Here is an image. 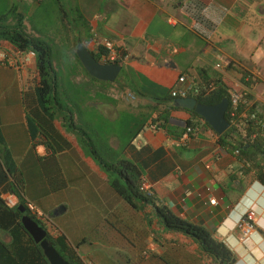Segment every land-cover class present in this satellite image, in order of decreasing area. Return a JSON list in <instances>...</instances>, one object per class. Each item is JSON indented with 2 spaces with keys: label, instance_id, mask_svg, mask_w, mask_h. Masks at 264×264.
<instances>
[{
  "label": "crops",
  "instance_id": "crops-1",
  "mask_svg": "<svg viewBox=\"0 0 264 264\" xmlns=\"http://www.w3.org/2000/svg\"><path fill=\"white\" fill-rule=\"evenodd\" d=\"M3 1L7 11H19L18 4L12 0H0V7ZM25 1H31L32 5L42 3V0ZM77 4L82 18L86 19L87 33L81 36V31H74L69 23L75 32L73 42L78 36L84 46L98 54L101 41H113L124 51L122 64L128 67L127 77L130 78L131 67L142 75L149 69L167 82L168 90L181 86L177 80L183 74L199 82H208L219 74L229 87L243 90L247 86L242 81L243 70L256 77L257 69L248 66L259 65L256 59L264 61L261 49L264 46V4L256 3L257 9L253 10L251 0H77ZM19 12L25 15L26 31L30 33L27 12L21 9ZM9 22H13L12 19ZM27 56L0 40V127L19 171L23 168V174L31 180V189H23L24 196L45 214L63 206V202L53 197L65 187L71 188L69 193L74 194L75 199L80 196L88 198V202L90 197L97 196V204L85 209L91 208L86 222L93 232L104 226L113 248H105L107 252H104L94 247L83 233L69 237L63 231L87 264H92L89 258L97 254L94 248L100 250L103 258L100 262L104 264H117L116 258L123 255V250L127 251L124 256L128 264H158L156 259L165 257L167 264H197L195 257L202 259L203 264H216L192 237L166 228L156 215L157 205L167 206L178 216L209 229L236 254L237 264H264V186L257 180L246 182V177L230 170L231 163L237 165L234 150L220 142L218 133L204 118H195L184 108L165 110L164 101L159 104L151 98L161 90V85L147 87L143 76L140 90L131 88L132 81L124 77L117 88L124 96L114 94L111 101L105 97L88 101L89 111L95 109L99 114L97 121L110 122L113 127L110 143L116 148L126 144L119 138V125L126 119L137 123L142 120L144 126L122 155L142 167L154 195L153 202L133 207L110 186L94 157L81 151L73 133L66 134L72 145L70 149L53 156L45 148L46 160L38 155L43 146L33 145L24 99L28 70L34 74L36 64L35 59L30 66L26 64ZM218 63L222 66L218 67ZM248 79L247 76L245 80ZM8 93L15 105L5 106L4 97ZM124 114H127L126 119ZM167 114H170L169 131L163 125ZM189 121L194 122L190 126L195 131L188 143L178 145ZM46 161L51 162L44 171ZM65 167L69 171L64 170ZM35 174L37 179L41 177L42 187ZM234 175L237 177L232 182ZM3 186L0 185V194L4 193ZM40 191L50 196L39 195ZM210 198H216L217 203H210ZM253 205L257 210V230L251 242L245 244L236 226L243 213ZM66 208H60L57 215L64 214ZM43 221L49 226L56 223L51 218ZM119 224L131 235L128 236L129 249L117 242L116 226ZM3 236L10 241L7 234ZM84 238L82 245L77 246ZM111 256L115 257H112L115 262Z\"/></svg>",
  "mask_w": 264,
  "mask_h": 264
},
{
  "label": "trees",
  "instance_id": "trees-1",
  "mask_svg": "<svg viewBox=\"0 0 264 264\" xmlns=\"http://www.w3.org/2000/svg\"><path fill=\"white\" fill-rule=\"evenodd\" d=\"M54 1L61 5V10L66 15L65 8L62 5L63 0ZM65 18L66 16H63L62 19L65 20ZM9 19H12L13 22H9ZM24 22L25 15L17 9L4 12L3 15H0V40L10 43L16 50L23 54H28L29 52H34L35 54L36 65L34 80H32L33 85L29 87V90L27 88L24 92L26 109L28 110V128L33 145L35 147H45L52 155L66 151L70 149L72 145L67 139L66 134L56 125V120L62 119L63 126H66L64 122L68 120L70 122L68 125H75L76 122H80L82 127H78L79 131L68 128L70 131L79 132L84 138L88 139L87 144L92 147L93 151L92 157H94L96 161L99 159L104 169L109 172L110 177L108 181L114 191L123 200L136 208L140 207V205L153 202L152 196L154 194L148 195L147 192L141 188L143 179L142 167L133 160L122 155V151L131 145L133 139L137 137L144 125H141L138 129L136 127L133 131H129V129L124 127L125 124L129 122L126 119L122 123L124 126L121 124L119 125L121 129L118 132L120 140L126 144L116 148L110 143L113 127H111L110 122H105L109 123V125L107 127L103 125L101 130H99L98 125L100 126L102 120L97 121L98 119L96 118H98L99 114H97V110L95 109H93V117L90 115L92 112L87 108V99L86 102L84 99L83 103L80 105V102H76L75 96L72 95L68 98L70 103L67 104L68 109H66L65 104L60 101L61 90L65 87L63 84L66 81L56 68L54 51L48 42L38 36L28 33ZM74 42L76 46L72 54L74 58L79 61L83 72L89 79L99 80L90 75L77 55V44L78 42H82V39L77 36ZM100 48L101 52L105 51L103 46ZM93 54L98 60L100 59L99 53L96 54L93 52ZM121 61L122 60H118L116 63H122ZM78 69L79 67L77 70ZM243 72L242 81H244L246 85L249 86L252 83H256L257 79H255V76L250 73V71L243 70ZM247 76L249 79L245 80ZM210 79L211 80L208 82L214 81L215 87L208 92L205 91L195 96V98H197L199 102L209 105L220 103L225 97L231 100L232 88L222 80V77L217 74L216 78ZM171 90H168L166 96L162 97L155 93L151 98L156 100L159 104L164 101V105H166L165 110L170 111L172 109H178L172 104L174 98L171 95ZM71 94H74V90L73 93L71 91ZM146 94L147 93H145V95ZM247 96L253 97L251 93ZM71 103L74 104V107ZM69 104H71L72 107H69ZM256 104H258V102ZM76 106L78 107V111L74 110ZM256 107L257 105L254 106V109ZM190 112L195 118L203 119V117L195 111ZM68 113L70 116L69 118ZM84 114L87 115L88 118L84 116ZM75 115H78V118H76ZM158 116L160 117V115ZM84 117L87 118V121H85L86 119L84 120ZM169 117L170 114L164 117L166 123L163 124L167 126L166 129L168 131ZM227 118L231 121L229 112L227 113ZM88 120H90V122ZM193 123L194 122L189 121L187 125L190 126L193 125ZM83 124L86 127L83 126ZM248 130L249 133L252 131L250 129ZM249 133L248 136H244L238 132V128L233 124L226 132L222 135L218 134V136L222 144L230 146L234 151L237 149L240 150L239 157L241 160H247L252 163V167L245 170V177L247 178H245V181L258 180L264 184V139L260 137L253 139ZM125 139H127V141H125ZM95 140H98V144L94 143ZM0 144V185L4 184V193L10 192L19 197V204L10 208L5 204L0 194V264H50L41 245L35 242L32 235L23 225L22 217L24 214H28L47 229V224L36 214L32 213L27 206L28 200L23 194L24 188L18 180V164L7 145L1 127ZM236 177V175L232 177V182ZM19 205H23L27 209L26 213L21 212ZM155 212L166 228L182 231L196 240L201 249L211 256L216 264H237L236 254L225 242L216 238L209 229L178 216L167 206L157 205L155 206ZM2 233L7 234V236L10 237V241L4 238ZM50 234V231H48V239L66 260L71 264H87L77 248L70 244L65 233L58 232L54 235ZM84 241L85 238L77 246L82 245Z\"/></svg>",
  "mask_w": 264,
  "mask_h": 264
},
{
  "label": "rangeland",
  "instance_id": "rangeland-1",
  "mask_svg": "<svg viewBox=\"0 0 264 264\" xmlns=\"http://www.w3.org/2000/svg\"><path fill=\"white\" fill-rule=\"evenodd\" d=\"M12 3L18 4L22 12L23 11L27 12V17H28L27 30L33 35L40 37L41 39H43L44 41L48 42L51 45L54 51V55H55L56 68L57 70H59V74L63 76V79L66 81L63 84L65 85V87L62 88L61 96H60V101L65 104L66 109H68L67 104L70 103L68 98L71 97L72 95L75 96L76 102L78 103L80 102V105L83 103L84 99H85V102H86V99L88 101L89 100L97 101L105 97L108 101H111L112 95L119 94V91H117V88L118 87L120 88L118 82L124 77L127 80L132 81V83H130L131 88L134 87L136 90V89H142L143 85L140 81L142 80L141 77L143 76V79L145 80V86L149 87V85L151 84L156 85V86L161 85V90H158L157 94L162 97L167 95L168 89H169L167 82L163 81L159 77L158 73H155L154 71L152 72L149 69L148 71L144 70V75H142L140 71H137L136 68L131 67V75L129 78L127 77L129 74V72H127L128 67L124 66L117 81L115 82L99 81V80H93L91 78L89 79V77L83 72L82 68L80 67L79 61L75 59L74 55L72 54L76 46L75 43L73 42V36L75 32L73 33L72 28L75 29L74 31L79 29L81 31V34H80L81 36L83 35V33H87L86 27L84 26L86 19L82 18L80 14L81 12L78 8L77 0H63L62 5L65 8L66 15L61 10V5H59L54 0H42L41 4L35 3L33 5L31 1L26 2L25 0H12ZM256 3L258 5L264 4L263 0H251V6L253 10L257 9L258 5L256 6ZM6 7H7L6 2L3 1L0 7V13L6 12L7 11ZM82 14H85V13L82 12ZM63 16H66L65 20L62 19ZM69 23L72 28L70 27ZM31 29L32 30L34 29L33 32H31ZM83 37L85 36L83 35ZM261 49L264 51V46H262ZM255 61H256L255 63H259V65H256L255 67L252 64L251 66H248V67L249 68L254 67L255 69H257V73L255 77L257 81L256 83H252L249 86L248 85L245 86V89L249 91L254 96V98H256V100L258 101L259 108L264 112V61L263 62L262 60L257 61V59ZM78 67H79L78 69L79 72L77 70ZM32 80H34V74L31 73L30 70H28V82H27L28 87L25 84V89L26 88H28V90L30 89L29 87L33 85ZM253 85L254 87L252 88ZM2 86L3 85H1V88ZM73 90H74V94H71V91L73 93ZM153 92L151 91V93ZM9 94L10 93L7 94V97L6 96L4 97L5 100L3 99L6 104L5 106L15 105L14 100ZM119 95L124 96V92L123 91L120 92ZM125 98H126V94H125ZM71 104L74 107V104L73 103ZM71 104H69V107H72ZM77 109L78 107L76 106L74 110L78 111ZM159 111L162 112L161 110ZM90 115L93 117L94 110L92 113H90ZM124 115H125L124 119H126L127 114H124ZM84 116L88 118L87 115L84 114ZM69 117L70 116L68 113V118ZM86 117H84V120L86 119L85 121H87ZM56 121H57L59 128L65 134H70L71 132H73V134L75 135L74 138H76V142L81 148L82 152H85L86 154H90L92 156L93 151H92V147L89 144H87L88 139L84 138L79 132L72 131V130L70 131V129L79 131L78 127H82V124L80 122H76L75 125H72V124L68 125L70 123L68 120L64 122L66 126H63L62 119H57ZM88 121L90 122V120ZM128 121L129 122L126 123L125 126L124 124L123 125L121 124V125L129 129V131H133L134 128H136L135 127L136 124H137V129L141 126L142 120H140L138 123L130 121V120ZM103 125L104 127L105 126L107 127L109 123H105L102 120V123L100 124V126L98 125L99 130H101V127ZM83 126L85 125L83 124ZM125 141H127V139H125ZM94 143L98 144V140H95ZM46 152H45V147H42L39 150L38 155L39 154L42 156L45 155V157L43 156L41 159L45 158L46 160L48 158L46 157L47 156ZM28 156H31V153H29ZM50 162L51 161H46V164L44 165V171H45V167L49 166ZM95 164L98 168L102 169V171L107 175V182H109L108 178L110 177L109 176L110 174L107 170L104 169V166L101 164L100 160L98 159L95 162ZM63 165H67V164L63 163ZM39 170L41 171V173H43V170H41L40 166H39ZM64 170L69 171L67 167H65ZM19 175L21 176H18V180H19V183L22 185V187L25 190H27L28 188L31 189V180L29 179L27 180V178L23 174V168H20ZM35 177L37 179L36 174H35ZM37 183H39L38 184L39 186L41 187L43 186L41 182V177L40 179H37ZM70 190H71L70 187H65L58 191L59 193L58 195H55V197H53V198H57V200H60V202H63V206L61 204L59 207L55 208L56 210L54 209V210L48 211V214H47L48 217L53 219L56 222L54 225H50L49 227H47L48 231H50L51 233L50 235H54L58 232L66 231L69 237L70 236L76 237L77 235H81V233H83L84 235L88 237V239H91V241L94 243V247L96 246V248H101L103 250L105 248L107 249L110 247L113 248V246L110 244L111 240L107 238L105 234L104 226L96 228L97 230L95 229V231L93 232L86 222L88 218V212L91 211V208H89L90 210L89 209L85 210V209L88 207L93 208L94 205L97 204L98 202L97 196H94L92 198L90 197V200H88L87 202L88 198H81L79 196L78 197L79 199H75L74 194L69 193L71 192ZM34 193H37V192H34ZM38 193L39 195H42L44 197L50 196V194H46L45 192H42V191ZM100 195H102V193H100ZM50 202H52V200H50ZM60 202H57V204ZM62 207L64 208L67 207L66 209L68 210L64 214L57 215V211H59L60 208ZM95 210L96 211L99 210L98 205H96ZM123 214H125L126 216L127 211L126 210L123 211ZM113 220H115V218ZM116 232H117L116 233L117 242L120 243L121 246L127 247L129 249L130 247L128 244V240L130 239V237L128 236H131V235L129 234L128 229L123 224H119L116 226ZM96 248H94L95 250L93 249V251L94 252L96 251L97 253L96 256L95 257L91 256L89 259H91L92 264H104L100 262V260L103 261L102 254L99 252L100 250ZM123 251L127 252L126 250H123ZM104 252H107V251L104 250ZM124 252L121 257L116 258L117 264H128L127 257L124 256ZM202 252L204 253V250H202ZM112 257L114 256H111V258ZM185 259L189 260L187 256ZM195 259L197 261V264H203L204 262L200 258L195 257ZM160 260H161V263H160ZM156 263L167 264V259L166 257L163 259H156Z\"/></svg>",
  "mask_w": 264,
  "mask_h": 264
},
{
  "label": "built area",
  "instance_id": "built-area-1",
  "mask_svg": "<svg viewBox=\"0 0 264 264\" xmlns=\"http://www.w3.org/2000/svg\"><path fill=\"white\" fill-rule=\"evenodd\" d=\"M98 46H103L105 49L104 52L100 51L99 53L100 61L103 63H115L118 60L125 58L123 50L116 47L114 42L109 39H104ZM34 58V52L28 53L25 63L30 66L31 61H34ZM221 66V63H218V67ZM177 82L181 86L171 90V95L174 99L180 97H195L205 91L208 92L215 87L214 81L199 82L195 77L188 74L180 75ZM249 93L250 92L246 89H231V100H229V108L227 111V113L229 112L230 114V123L231 126L234 124L238 128V132L244 136H248V129H250L252 131H250L249 134L253 139L259 137L264 139V112L259 108L258 104H256L258 101L252 94L251 96L253 97L247 96ZM255 105H257V107L254 109ZM194 131L195 128L193 126H188L185 132L178 139V145L188 143ZM234 154L237 157V165L235 163H231L229 166L230 170L235 172L240 177H245V170L250 169L252 167V163L247 160H241L239 157V149L235 150ZM141 188L146 191L148 195H152L154 193L153 186L147 177L143 176ZM3 198L9 207H14L19 202L18 197L15 195L5 194L3 195ZM210 203L216 204L217 199L210 198ZM27 206L32 213L36 214L42 220L45 219L47 221L50 219L34 202L27 201ZM257 225V210L254 206H252L243 216L240 217L236 226L240 232L243 243L248 244L251 242L256 233Z\"/></svg>",
  "mask_w": 264,
  "mask_h": 264
},
{
  "label": "water",
  "instance_id": "water-1",
  "mask_svg": "<svg viewBox=\"0 0 264 264\" xmlns=\"http://www.w3.org/2000/svg\"><path fill=\"white\" fill-rule=\"evenodd\" d=\"M76 52L90 75L101 81L115 82L123 69L121 64L100 62L82 42H78ZM173 105L175 107L195 111L202 116L219 135H222L231 127V123L227 118V111L229 108V99L227 97L220 103L213 105L201 103L195 97H180L173 101ZM19 209L22 213H26L27 211L23 205H19ZM22 222L35 242L39 243L43 248L50 264H71L48 239V230L46 228L28 214H24Z\"/></svg>",
  "mask_w": 264,
  "mask_h": 264
},
{
  "label": "clouds",
  "instance_id": "clouds-1",
  "mask_svg": "<svg viewBox=\"0 0 264 264\" xmlns=\"http://www.w3.org/2000/svg\"><path fill=\"white\" fill-rule=\"evenodd\" d=\"M77 46H78V44H77ZM76 49H77V48H76ZM123 52H124V51H123ZM29 53H30V52H29ZM92 53H93V52H92ZM98 55H99V54H98ZM99 56H100V55H99ZM124 56H125V54H124ZM34 59H35V58H34ZM123 59H124V58H122L121 60L123 61ZM99 61H100V59H99ZM122 61H121V62H122ZM100 62H101V61H100ZM102 63H103V62H102ZM115 63H116V62H115ZM35 64H36V61H35ZM110 64H113V63H110ZM117 64H121V65L123 66L122 63H117ZM123 67H124V66H123ZM34 70H35V68H34ZM118 77H119V76H118ZM117 79H118V78H117ZM116 81H117V80H116ZM174 100H175V99H174ZM174 100H173V101H174ZM172 104H173V102H172ZM257 181H258V180H257ZM260 183H261V182H260ZM261 185L264 186V184H262V183H261ZM5 194H11V195H15V196H17L16 194H13V193H10V192H9V193H2V194H1V197L3 198V195H5ZM17 197H18V196H17ZM18 199H19V197H18ZM3 200H4V198H3ZM28 201H31V200H28ZM4 202H5V200H4ZM5 204H6V202H5ZM18 204H19V202H18ZM18 204H17V205H18ZM6 205H7V204H6ZM17 205H16V206H17ZM253 206H254V205H253ZM8 207H9V206H8ZM14 207H15V206H14ZM251 207H252V206H251ZM251 207H250V208H251ZM254 207H255V206H254ZM10 208H13V207H10ZM250 208H248V209H250ZM248 209H247V210H248ZM247 210L243 213V215L247 212ZM46 215H47V214H46ZM243 215H242V216H243ZM45 223L47 224V222H45ZM48 226H49V225L47 224V227H48Z\"/></svg>",
  "mask_w": 264,
  "mask_h": 264
}]
</instances>
